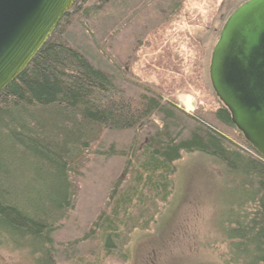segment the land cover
I'll use <instances>...</instances> for the list:
<instances>
[{
	"label": "trees",
	"instance_id": "obj_1",
	"mask_svg": "<svg viewBox=\"0 0 264 264\" xmlns=\"http://www.w3.org/2000/svg\"><path fill=\"white\" fill-rule=\"evenodd\" d=\"M186 1L103 0L69 12L0 92V248H26L37 261L54 264L61 255L71 258L80 240L103 230L116 233V220L123 223L131 208L136 218L126 224L133 230L151 203L146 197L141 208L132 200L146 190L166 193L172 165L183 154H201L236 189L233 214L220 227L231 264H264V158L222 105L191 114L179 107L175 94H188L194 82L186 79L175 90L173 78L163 86L157 73H172L173 54H155L157 44L150 49L153 78L131 69L138 52L154 45L149 39ZM14 169L47 171L44 180L53 191L42 198L30 192L19 204L13 186L6 189ZM72 230L76 239L58 241Z\"/></svg>",
	"mask_w": 264,
	"mask_h": 264
},
{
	"label": "rangeland",
	"instance_id": "obj_2",
	"mask_svg": "<svg viewBox=\"0 0 264 264\" xmlns=\"http://www.w3.org/2000/svg\"><path fill=\"white\" fill-rule=\"evenodd\" d=\"M246 1L187 0L161 26L154 38L149 39L154 45L138 52L132 72L149 78L156 72L151 60L153 56L168 51L174 55L175 63H168L172 67L171 74L164 75L163 70L157 72L163 86L171 78L174 79L172 87L175 90H182L186 79L194 82L193 87L188 88V94H175L179 107L189 114L197 109L219 108L221 104L211 89L208 77L211 52L226 19ZM102 2L80 0L75 10L69 11L70 15L98 7ZM156 44L158 47L154 54L150 49ZM154 81L160 82L157 79ZM171 169L166 193L162 191L150 195L146 190L142 199L138 196L132 200V206H141L148 200L151 203L149 215L139 220L136 223L138 226L130 230L131 224H126L127 218H136L130 213L132 208L128 209L123 214V223L116 220L119 225L116 233L112 231L115 234L101 229L103 232H97L87 241L80 240L70 254L71 258L61 255L54 264H231L230 244L220 227L222 221L233 214L231 205L235 202L236 189L230 182L226 183L227 178L220 177L214 161L201 154H183ZM47 173L14 169L7 175L6 189L13 186L14 198L21 205L31 198L30 192L45 197L53 191L51 184L44 180ZM137 192L140 194L141 187ZM146 197L148 200H144ZM119 216L122 215L118 214L117 219ZM109 232L112 237L107 247L105 241ZM73 234L76 232L69 231L58 241L64 240L66 235L76 239ZM30 252L26 248L3 246L0 248V264H45L44 258L37 261L39 256Z\"/></svg>",
	"mask_w": 264,
	"mask_h": 264
},
{
	"label": "water",
	"instance_id": "obj_3",
	"mask_svg": "<svg viewBox=\"0 0 264 264\" xmlns=\"http://www.w3.org/2000/svg\"><path fill=\"white\" fill-rule=\"evenodd\" d=\"M76 0H0V92L47 43ZM211 89L244 140L264 158V0L226 19L212 49Z\"/></svg>",
	"mask_w": 264,
	"mask_h": 264
},
{
	"label": "bare ground",
	"instance_id": "obj_4",
	"mask_svg": "<svg viewBox=\"0 0 264 264\" xmlns=\"http://www.w3.org/2000/svg\"><path fill=\"white\" fill-rule=\"evenodd\" d=\"M57 28V27H56ZM52 36V35H51Z\"/></svg>",
	"mask_w": 264,
	"mask_h": 264
}]
</instances>
